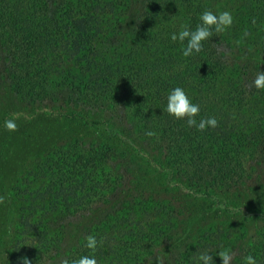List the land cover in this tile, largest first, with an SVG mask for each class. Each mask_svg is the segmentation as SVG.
I'll use <instances>...</instances> for the list:
<instances>
[{
  "label": "trees",
  "instance_id": "16d2710c",
  "mask_svg": "<svg viewBox=\"0 0 264 264\" xmlns=\"http://www.w3.org/2000/svg\"><path fill=\"white\" fill-rule=\"evenodd\" d=\"M224 6L232 25L183 56L172 33ZM260 70L264 0H0V104L83 126L45 144L19 181L0 166L1 264H197L205 251L264 264V209H244L264 198ZM177 86L215 128L168 115ZM188 197L225 220L242 212V229L199 226L207 212Z\"/></svg>",
  "mask_w": 264,
  "mask_h": 264
},
{
  "label": "rangeland",
  "instance_id": "374dc122",
  "mask_svg": "<svg viewBox=\"0 0 264 264\" xmlns=\"http://www.w3.org/2000/svg\"><path fill=\"white\" fill-rule=\"evenodd\" d=\"M223 11L232 12L231 6H224L220 12ZM8 119L15 120V131H8L4 127V122ZM31 120L38 121L30 123ZM76 124V122H68L59 119L55 117V115L46 116L38 111L28 110L8 95H5L4 101L0 104V135L3 138L8 137L9 141L3 148V153H1L4 156V158L0 160L1 170L9 174L12 180L19 181L24 172L33 163L34 156L42 150L45 144L56 141L64 136L66 137V135L70 133L75 132L72 134L75 135L78 131L83 129V126L78 127ZM81 125L82 124H80V126ZM225 200L227 202H239L238 199H231L229 197L227 199L225 198ZM190 202L194 209L197 208L207 212V215L204 214L202 217L203 219L201 222L199 220V226L203 228H213L214 226L219 225L220 227H229L230 229H242L241 220L237 218L242 212L236 211V207H233V209L235 208L233 211L236 212H234L233 215L231 214V216L225 220L224 218H221L219 214H213V211H217V208L214 207V204L212 205V202L209 203L193 200H190ZM247 202V206L244 207V209H247L248 206V209L251 210H254V208L256 210L264 209V198H260L257 205L254 199ZM251 202L253 204H250ZM217 206L223 207L221 204H216V207ZM4 252L5 247L0 250V264Z\"/></svg>",
  "mask_w": 264,
  "mask_h": 264
},
{
  "label": "clouds",
  "instance_id": "9594fccd",
  "mask_svg": "<svg viewBox=\"0 0 264 264\" xmlns=\"http://www.w3.org/2000/svg\"><path fill=\"white\" fill-rule=\"evenodd\" d=\"M232 23L233 16L229 11H223L217 14L205 10L200 14L199 23L195 29H190L189 26L183 25L178 33H172L171 39L173 41L179 40L182 43L186 41V44L182 47V54L185 57H189L201 51L203 42L208 40L213 32H223ZM252 83L255 89L264 90V71H258ZM164 110L169 116L177 120L186 119L190 127L195 126L200 131L205 130L206 127L215 128L218 123L215 117L200 119L197 122L196 117L200 111V106L192 102L187 92L179 86L169 90L166 98V108ZM4 127L8 131H15V120H6ZM147 134L152 135L153 133L148 132ZM85 247L94 252L97 247L96 238L92 235L87 236ZM215 255L221 258L222 264H232L234 260V254L231 251L217 252ZM23 264H30V261L25 257L23 258ZM63 264H68V261L65 260ZM71 264H98V262L95 255H82L78 259L72 260ZM197 264H215L214 255L207 251L200 253L197 258ZM244 264H257L256 258L248 255L244 257Z\"/></svg>",
  "mask_w": 264,
  "mask_h": 264
}]
</instances>
